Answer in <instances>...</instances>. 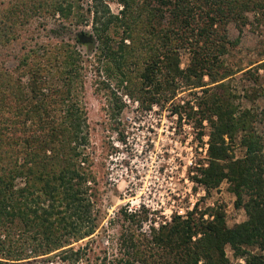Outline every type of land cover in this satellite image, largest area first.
Returning a JSON list of instances; mask_svg holds the SVG:
<instances>
[{
    "label": "trees",
    "instance_id": "trees-1",
    "mask_svg": "<svg viewBox=\"0 0 264 264\" xmlns=\"http://www.w3.org/2000/svg\"><path fill=\"white\" fill-rule=\"evenodd\" d=\"M117 1V13L108 0H93L88 9L99 42L96 59L142 107L170 103L173 114L199 130V140L208 135L207 156L192 178L208 192L227 182L247 218L229 226L218 207L198 213L196 206L161 221L143 215L145 206L126 210L118 251L99 264H264V139L253 129L256 115L241 110L225 84L235 72L224 57L239 42L229 38V23L243 28L250 12H264V0ZM81 4L0 0L3 47L23 41L33 19L57 20L53 39L22 46L15 67L0 68V264L99 259L90 241L74 245L98 234L105 213L88 152L82 39L63 36L85 19ZM85 41L94 42L91 36ZM187 90L193 99L174 103ZM228 246L244 261L233 262Z\"/></svg>",
    "mask_w": 264,
    "mask_h": 264
},
{
    "label": "rangeland",
    "instance_id": "rangeland-1",
    "mask_svg": "<svg viewBox=\"0 0 264 264\" xmlns=\"http://www.w3.org/2000/svg\"><path fill=\"white\" fill-rule=\"evenodd\" d=\"M92 1L82 0L85 19L72 26L73 33L67 32L63 36L76 43L78 37L82 39L77 44L84 58L82 100L90 131L88 152L92 155V169L101 189L99 205L105 213L98 234L74 243L75 247L90 241L89 249L99 256L94 259V255L91 262L94 260L99 264L103 259H113L123 229V214L129 207L135 209L140 204L146 207L143 215L157 221L173 213L185 214L196 206L198 213L210 207L223 208L229 226L244 221L247 218L245 210L236 206V196L229 190L227 182L208 192L192 178L197 161L207 156L208 135L199 140V130L185 118L180 120L173 114L170 103L166 107L157 104L151 109L142 107L119 84L118 76H109L105 64L96 59L99 42L89 11ZM108 2L114 12L121 9L117 0ZM56 23V18L52 17L35 18L24 29L23 41L8 47L0 45V68L15 67L22 46L30 47L51 39L50 30ZM228 34L231 41L239 42L230 46L224 56L226 65L235 72L225 84L240 109H251L256 115L253 129L264 139V12H250L249 22L243 28L234 21L230 22ZM86 36H91L94 42L85 41ZM182 61L184 66L186 55ZM192 96L188 90L180 91L173 101L184 103ZM205 131L209 132V126ZM121 137L124 142L119 140ZM112 151L116 153L111 154ZM235 153L241 156L244 149L236 146ZM23 183L22 179L18 180L19 186ZM147 223L143 225L145 231L149 228ZM227 253L233 262L244 261L234 257L229 246ZM53 263L67 264L58 257L53 258Z\"/></svg>",
    "mask_w": 264,
    "mask_h": 264
},
{
    "label": "built area",
    "instance_id": "built-area-1",
    "mask_svg": "<svg viewBox=\"0 0 264 264\" xmlns=\"http://www.w3.org/2000/svg\"><path fill=\"white\" fill-rule=\"evenodd\" d=\"M143 206H145V205H144V204H140V206H139V207H136L135 209L129 207L127 210H128V211H132V210H133V211H135V210H140L141 208H143ZM179 214H180V213H179ZM165 218H169V219H170V218H171V215L168 216V217L165 216Z\"/></svg>",
    "mask_w": 264,
    "mask_h": 264
}]
</instances>
